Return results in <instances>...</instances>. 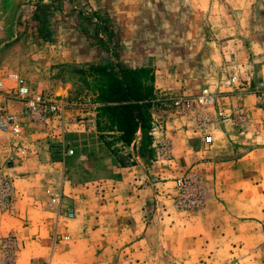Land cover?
I'll return each instance as SVG.
<instances>
[{
    "label": "crops",
    "instance_id": "0c3cea01",
    "mask_svg": "<svg viewBox=\"0 0 264 264\" xmlns=\"http://www.w3.org/2000/svg\"><path fill=\"white\" fill-rule=\"evenodd\" d=\"M263 41L252 42L253 59L242 69L245 76L253 74V88L264 81ZM30 86L66 105V128L62 133L56 125L25 119L20 137L0 130V179H9L14 189L11 209L0 203V264H6L2 243L9 237L17 243L15 264H115L114 256L119 255L124 264H145L150 256H175L187 248L196 253L208 250L215 257L228 256L231 248L248 253L261 245L264 133L260 129L264 115L257 106V94L248 90L240 97L233 91L223 97L225 105L245 106L251 130L242 136L231 126L215 132L209 160L197 164L205 166L211 179L210 197L202 210L181 219L175 216L173 201L162 193L168 192L172 181L160 182L158 188L151 182L152 172L157 174L152 170L158 165L150 166L135 153L126 166L104 158L109 173H96L99 162L89 164L78 143L83 136L98 137L96 103L74 99L73 86L62 80ZM179 86L155 81V91L161 94ZM1 108L21 113L25 103L2 95ZM161 112L157 114L164 116ZM190 123L189 118L174 119L153 142L158 147L160 135L170 138L178 166L186 169L200 160L201 140L185 128ZM68 149L74 154L64 155ZM133 149L134 143L128 150ZM48 188L63 193V206L76 213L73 219L58 217L50 206ZM157 203V212L165 204V214L153 213ZM56 229L64 240L55 238ZM235 240H241L237 248L232 246Z\"/></svg>",
    "mask_w": 264,
    "mask_h": 264
},
{
    "label": "rangeland",
    "instance_id": "374dc122",
    "mask_svg": "<svg viewBox=\"0 0 264 264\" xmlns=\"http://www.w3.org/2000/svg\"><path fill=\"white\" fill-rule=\"evenodd\" d=\"M94 12L100 13L108 30L97 34L96 20L87 17L93 16ZM109 30L114 35L113 39L108 36ZM101 39L111 41L112 51H107V45ZM255 40H264V0H0V77L15 72L33 86L51 85L54 80H62L73 86L74 99L90 104L94 94L87 84L93 86V79L82 80L78 72L67 65L84 68L91 63H106L112 59L129 67L151 68L155 81L159 79L164 86H173L174 82L180 85L167 89V93L156 92L152 116L153 120L162 121V128L166 129L175 119L170 97L196 95L203 89L219 95L220 102L216 108H240L247 115L249 127L246 131L238 130L236 121L221 123L213 131L214 142L209 148L204 145L201 135L193 132L192 118L181 117L191 120L185 128L192 137L197 136L201 140L198 149L200 160L187 169L178 166L172 149L174 165L157 163L158 150L153 146L155 161L150 166H158L152 168L157 174L152 172L151 182L158 188L160 182L172 181L168 192L162 190V193H167L173 201L175 216L181 219L202 210L210 197L211 179L205 166L197 164L209 160L215 132L224 126H231L241 136L251 130L252 121L245 112V106L239 103L225 105L223 97L233 91L240 97L248 90L257 94L259 84L264 82H258L253 88V74L245 76L242 73L245 63L253 59L252 42ZM257 96V106L264 115ZM159 111L166 118L158 115ZM260 131L264 133V122ZM152 135L155 142V135ZM160 139H169L173 148L170 138L160 135ZM192 170H200L205 175L209 188L207 201L197 211L177 207L174 202L177 193L175 178ZM109 172L105 166L96 169L97 174ZM158 205H155L153 213L165 214V204L159 212L156 210ZM69 210L73 209L63 206L64 213ZM61 217L66 218L64 215ZM9 239H13L16 251L13 261L7 263L5 258V262L15 264L16 241L9 237L2 244ZM64 239V235L59 236L58 241ZM239 243L241 240H235L232 246L237 248ZM121 258L120 255L114 256V263L124 264ZM145 264H264V240L248 253L231 248L228 256L211 257L208 250L196 253L195 249L187 248L175 256H150Z\"/></svg>",
    "mask_w": 264,
    "mask_h": 264
},
{
    "label": "built area",
    "instance_id": "2783aa9c",
    "mask_svg": "<svg viewBox=\"0 0 264 264\" xmlns=\"http://www.w3.org/2000/svg\"><path fill=\"white\" fill-rule=\"evenodd\" d=\"M257 94L259 95L260 105L264 110V82L259 84ZM2 95L25 103V108L21 113H9L2 108L0 109V130L7 135L20 137L23 133L25 119L45 125H56L62 133L65 131L66 105L54 97L36 93L20 74L9 72L0 77V96ZM169 100L175 119L179 117L192 118L193 132L201 135L207 148L213 144V131L221 123L236 121L237 128L241 132L246 131L249 127V119L240 108H216L220 102V97L210 89H203L196 95H177L170 97ZM161 122V120H153L152 133L154 135L161 131L163 127ZM157 149V163L174 165L169 139L160 140ZM18 150L22 154L26 152L22 145L18 146ZM63 153L64 155H73L74 150L68 149ZM174 183L177 190L174 202L177 207L197 211L204 206L208 199L209 188L205 175L200 170L180 174L175 178ZM46 193L50 199V206L56 209L58 217L64 215L66 218H73L75 216L73 210L63 212V193L61 191L56 192L52 188H48ZM13 198L14 189L11 181L6 178L0 179V203L2 207L6 210L11 209ZM60 234L62 233L56 232V238L63 237V234ZM3 250L7 263L13 261L16 251L13 239L5 241Z\"/></svg>",
    "mask_w": 264,
    "mask_h": 264
},
{
    "label": "trees",
    "instance_id": "16d2710c",
    "mask_svg": "<svg viewBox=\"0 0 264 264\" xmlns=\"http://www.w3.org/2000/svg\"><path fill=\"white\" fill-rule=\"evenodd\" d=\"M87 17L96 20L97 34L104 29L108 30L100 13L94 12L93 16ZM107 32L110 39H113V33L110 30ZM101 40L107 45V51H112L111 41ZM67 67L77 71L82 80L88 77L93 79V86L88 83L87 88H92L93 103L97 104L98 137L83 136L79 141L89 164L99 162V167L105 166L108 169L103 159L110 157L126 166L135 154L145 158L149 165L153 164L156 150L153 147L152 108L156 91L151 68L129 67L112 59L106 63H91L84 68ZM133 143L134 151L128 150Z\"/></svg>",
    "mask_w": 264,
    "mask_h": 264
}]
</instances>
